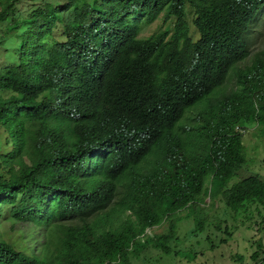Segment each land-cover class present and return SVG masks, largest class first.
I'll return each mask as SVG.
<instances>
[{"label":"trees","instance_id":"16d2710c","mask_svg":"<svg viewBox=\"0 0 264 264\" xmlns=\"http://www.w3.org/2000/svg\"><path fill=\"white\" fill-rule=\"evenodd\" d=\"M263 20L264 0H0V44L19 42L0 65V264L172 254L176 213L205 230L203 193L264 218V179L240 172L245 128H264ZM15 223L41 230L40 251Z\"/></svg>","mask_w":264,"mask_h":264},{"label":"rangeland","instance_id":"374dc122","mask_svg":"<svg viewBox=\"0 0 264 264\" xmlns=\"http://www.w3.org/2000/svg\"><path fill=\"white\" fill-rule=\"evenodd\" d=\"M188 16L191 22L192 13ZM161 26L162 19H159L146 28L144 35L153 34L162 29ZM191 27L193 30V25ZM256 28L259 34L253 37L254 51L262 47L264 42V20ZM5 30V25L1 24L0 34H3ZM192 33L196 39L197 32L193 30ZM18 44L19 42L15 39L5 42L4 45L0 44V65L13 60V51ZM227 82L225 89L230 90L233 78L230 77ZM244 142L247 164L240 169L241 174H254L264 179V128L255 124L248 125L244 130ZM201 198L203 201L198 207L201 213L198 212L206 221L203 232H194L195 216L188 218L186 215L190 210H182L175 214V218L179 220V239L173 244V248L175 251L178 250V255L175 251L172 254H166L158 249L150 248L143 251L138 258H133L131 264H257L252 260V255L257 250L259 240L264 245V224H262L264 218L255 205L251 206L247 213H238L226 206L222 195L211 198L209 193H203ZM168 229L169 221L165 219L160 225L150 228L146 234H163ZM11 239L17 242L22 250L31 253V251L41 250L43 233L30 223H15ZM239 254L244 257L243 261L236 257ZM185 256L195 257L189 259ZM261 264H264V261Z\"/></svg>","mask_w":264,"mask_h":264}]
</instances>
